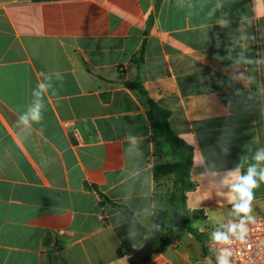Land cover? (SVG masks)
<instances>
[{"label": "crops", "instance_id": "obj_1", "mask_svg": "<svg viewBox=\"0 0 264 264\" xmlns=\"http://www.w3.org/2000/svg\"><path fill=\"white\" fill-rule=\"evenodd\" d=\"M250 8L251 0H0V264H134L133 251L117 256L114 229L163 211L165 177L152 169L174 161L151 136L147 99L169 111L170 128L193 150L184 196L194 234L182 229L199 248L183 258H205L215 227L235 219L220 180L241 157L246 172L264 148V63L233 68L226 58L246 48L264 60V19L242 29L255 40L230 38ZM225 13L229 28L215 23ZM240 73L255 79L235 80ZM133 81L146 97L125 86ZM39 83L48 89L36 97ZM37 101L41 124L17 127ZM255 195L262 218L264 183Z\"/></svg>", "mask_w": 264, "mask_h": 264}, {"label": "clouds", "instance_id": "obj_2", "mask_svg": "<svg viewBox=\"0 0 264 264\" xmlns=\"http://www.w3.org/2000/svg\"><path fill=\"white\" fill-rule=\"evenodd\" d=\"M224 4H217V9H222ZM258 9H264V0H251L250 12L251 16L247 14H241L240 25L236 29V33L239 35H232L230 38L233 41L243 40L245 42L255 40V36L249 34L247 31H242L245 25L251 27L255 20L264 19V12L258 11ZM215 10L213 11V15ZM230 14L225 13L222 17H217L215 23L221 28H229L231 25ZM217 43L219 44V38L217 35ZM234 48L228 50L227 59L233 60V68H239L242 65H253L264 63L262 61H256L254 59L245 56L246 48H241V51L237 53L235 57L232 56ZM217 59H222L218 55ZM61 78L62 77H59ZM235 80L246 82L254 80V76L245 77L244 73H240L234 77ZM39 91H34L33 95L41 97L42 93L46 92L48 85L45 83L38 84ZM42 105L37 101L32 107H30L25 113L21 114L17 121V127L23 125L25 127H32L35 124H41L44 119ZM41 134L44 132V127L40 128ZM139 143L137 141V150L139 151ZM142 154V153H141ZM246 157H241V163L234 169L228 170L224 173L223 178L220 180V187L228 189V198L232 205V213L239 218L237 223H230L226 230H217L211 233V240L215 242L218 247L217 254L215 256V264H234L236 258L240 259V264H264V238L258 239L253 245L252 238L253 233L259 224V220L255 213L254 201L256 199V190L264 183V167H258V163H264V148L258 149L253 159L258 162L250 164L247 167L246 172L242 173L244 161ZM47 164L48 162H43ZM208 198H211L212 193L209 192ZM217 196L223 195L220 191L216 192ZM159 226L157 225V228ZM147 239V237H145ZM240 245L239 248L234 247ZM254 249V251H253Z\"/></svg>", "mask_w": 264, "mask_h": 264}, {"label": "trees", "instance_id": "obj_3", "mask_svg": "<svg viewBox=\"0 0 264 264\" xmlns=\"http://www.w3.org/2000/svg\"><path fill=\"white\" fill-rule=\"evenodd\" d=\"M32 2H45L52 0H31ZM126 87L136 89L141 95L146 97V94L138 81L126 82ZM148 109L146 111V116L149 121L150 132L153 138L162 139L166 142L174 156V161L172 163L155 166L152 169L153 176L155 179L160 177H172V184L175 188L180 189L181 192V206H182V216L180 222L175 226L178 229L186 228L190 233L194 234V231L188 226L187 222V212L185 210V192L191 188L189 184L190 169L193 164V150L192 148L174 134L169 125L170 113L164 108L157 106L155 103L147 99ZM102 202L108 201L102 196ZM176 198L174 193H171L170 199L174 201ZM230 211L235 219H239L232 213V205L230 206ZM167 215V211H157L151 216L152 221H157L164 218ZM116 236L120 240V245L116 250L118 257H124L131 254L133 251L132 235L138 232H145V229L141 224L133 217L127 218V223L118 226L114 229ZM160 234V238L166 244L171 243V241L162 235V233L155 231Z\"/></svg>", "mask_w": 264, "mask_h": 264}, {"label": "rangeland", "instance_id": "obj_4", "mask_svg": "<svg viewBox=\"0 0 264 264\" xmlns=\"http://www.w3.org/2000/svg\"><path fill=\"white\" fill-rule=\"evenodd\" d=\"M165 144L168 150H171L166 142ZM171 193H174L176 196L174 201L170 199ZM157 196L163 202V208L161 210H166L167 215L157 221L148 220L142 222V227L145 229V232H138L132 237L133 255L131 260L134 264H138L148 258L161 255L174 264H186L183 255L189 254L192 256L198 250L199 245L190 237L186 229H178L175 227L180 222L182 216L181 192L180 189L173 186L171 176L159 181L157 185ZM157 225L159 226L158 228ZM155 231L162 233L164 237L168 235L179 237L180 245L177 249L168 246L161 240L160 234Z\"/></svg>", "mask_w": 264, "mask_h": 264}, {"label": "built area", "instance_id": "obj_5", "mask_svg": "<svg viewBox=\"0 0 264 264\" xmlns=\"http://www.w3.org/2000/svg\"><path fill=\"white\" fill-rule=\"evenodd\" d=\"M259 224L257 225L256 230L253 233V238H252V243L255 245L256 241L258 239L264 238V217L258 218ZM239 219H233L232 221L225 223V224H220L215 227V231L217 230H226L227 226L230 223H237ZM218 247L214 241L211 240V238L205 243V249H206V255L203 260L195 261V262H190L188 264H215V256L218 251ZM234 247L239 248L240 245H235ZM254 251V249H253ZM131 264V263H128ZM140 264H173L167 259L160 257V256H155L152 257L151 259L142 262ZM234 264H240V259L236 258L234 260Z\"/></svg>", "mask_w": 264, "mask_h": 264}, {"label": "water", "instance_id": "obj_6", "mask_svg": "<svg viewBox=\"0 0 264 264\" xmlns=\"http://www.w3.org/2000/svg\"><path fill=\"white\" fill-rule=\"evenodd\" d=\"M127 215H128V216H130V214H129V213H127Z\"/></svg>", "mask_w": 264, "mask_h": 264}]
</instances>
